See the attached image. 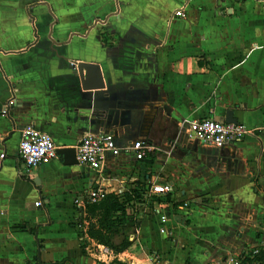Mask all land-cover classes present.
<instances>
[{
    "label": "crops",
    "instance_id": "crops-1",
    "mask_svg": "<svg viewBox=\"0 0 264 264\" xmlns=\"http://www.w3.org/2000/svg\"><path fill=\"white\" fill-rule=\"evenodd\" d=\"M213 1L0 0V105L10 87L15 98L0 116V151L14 138L13 159L27 124L56 147L98 130H112L121 148L138 138L151 146L141 160L123 149L107 156L100 172L56 157L19 178L14 161L0 163V264H208L260 247L264 3ZM183 4L184 17L170 18ZM78 61L98 66L102 88L80 87L69 64ZM226 109L249 132L233 149L186 138L191 120L222 121ZM95 182L118 199L143 188L126 209L134 241L115 260L79 244L73 200ZM163 182L170 194L147 191ZM165 199L161 232L152 208Z\"/></svg>",
    "mask_w": 264,
    "mask_h": 264
},
{
    "label": "built area",
    "instance_id": "built-area-1",
    "mask_svg": "<svg viewBox=\"0 0 264 264\" xmlns=\"http://www.w3.org/2000/svg\"><path fill=\"white\" fill-rule=\"evenodd\" d=\"M237 4L241 2H253L263 4L264 0H226ZM185 4L175 8L170 15L172 17H184ZM70 66H74L75 62H69ZM15 102L14 89L10 87L8 98L0 105V116H8L10 108ZM186 138L190 141L201 145L211 146L215 149H233L245 135L249 132L241 123H226L220 120H215L210 117H201L191 120L186 128H184ZM115 136L112 130H98L94 133L83 134L77 141L74 148V159L76 164L86 166L96 172H100L107 156L115 157L123 151H130L134 159L141 160L146 154L151 151V146L141 138L131 140L127 144H123L121 148L114 140ZM56 146L50 137L38 131L32 124L23 126L19 133V139L16 144V152L13 156L14 171L19 178H28L31 170L41 164L56 158ZM6 157L5 151H0V162ZM147 191L152 195H168L171 193V185L163 182L160 184L150 185ZM104 189L94 183L84 194V196L75 198L73 203L79 205L91 204L101 201L106 196ZM35 207L42 205L40 200L33 202ZM188 204L182 202L181 206L186 207ZM169 201L157 202L152 208L153 214L158 217L160 231L164 232L162 224L166 221V215L161 212V209L171 207ZM84 208V207H83ZM80 212V209H79ZM80 214L85 215L84 211ZM78 240L83 249H87L84 244L88 240L83 230L79 231ZM98 254H93L96 260H99V255L103 256L102 260L110 259L112 256L108 249L96 244ZM250 250L241 252L240 254H228L218 258L214 262L208 264H258L254 259L255 255L264 249V241Z\"/></svg>",
    "mask_w": 264,
    "mask_h": 264
},
{
    "label": "rangeland",
    "instance_id": "rangeland-1",
    "mask_svg": "<svg viewBox=\"0 0 264 264\" xmlns=\"http://www.w3.org/2000/svg\"><path fill=\"white\" fill-rule=\"evenodd\" d=\"M25 1L27 0H24V2ZM195 1H198V0H193V4L195 3ZM201 1H203L205 5H208L214 2L213 0H201ZM191 6H193L192 3H191ZM43 18H46V16H44ZM50 20H51V17L48 14V17L46 18V22H45L46 23L45 29H47V25ZM85 20H86L85 17L82 16L81 18H78L77 21L84 23ZM5 145H6V150H7L6 153L13 154L15 151V139L14 138L8 139ZM0 163L1 165H5V164L13 165V159L10 157V155H7ZM134 203H137V202L135 201ZM93 204H96V203L84 204L83 205L84 208H83L82 205H79V203L77 204L73 203V208L76 211L75 224L78 228V231L83 230V232L86 234V237L88 238V240H85L84 244L87 245V250L89 253L92 254L93 257H94L93 254L95 255L98 254V249L96 248L95 245L101 244L105 246L110 252L112 256L110 259L115 260L117 259V256H119L118 254L126 250L128 251V247L130 243L134 241V234H135L134 228L137 227V224L135 225V227H127L125 225L127 229H125L124 225L123 226L117 225V226L110 227L107 229L105 228L100 229L98 226V221H97L99 217V213H100L99 210L96 209L93 214H90L87 212V206L93 205ZM79 209H80V212L84 211L85 215L80 214ZM135 212L137 213V210H135ZM126 215H129V213H126ZM133 215L135 217L137 216L135 214ZM99 257L103 258V256L101 255H99ZM122 258H125V257H122ZM110 259H105V261L110 260Z\"/></svg>",
    "mask_w": 264,
    "mask_h": 264
},
{
    "label": "trees",
    "instance_id": "trees-1",
    "mask_svg": "<svg viewBox=\"0 0 264 264\" xmlns=\"http://www.w3.org/2000/svg\"><path fill=\"white\" fill-rule=\"evenodd\" d=\"M142 194L143 190L140 186H136V188L129 190V192H124L120 199L114 195L107 194L101 201L87 206V212L93 214L96 209L99 210L100 213L97 221L100 229H107L117 225L125 226L127 207L131 205L132 202H141ZM157 201L162 200L157 199ZM165 201L167 200L165 199ZM136 224L137 222H134L133 227H135ZM125 229H127L126 226ZM254 259H256L259 264H264V251H259Z\"/></svg>",
    "mask_w": 264,
    "mask_h": 264
},
{
    "label": "water",
    "instance_id": "water-1",
    "mask_svg": "<svg viewBox=\"0 0 264 264\" xmlns=\"http://www.w3.org/2000/svg\"><path fill=\"white\" fill-rule=\"evenodd\" d=\"M39 3H42L46 6L44 2L39 0ZM115 5V12L118 11L116 1ZM48 11V10H47ZM26 15L28 16L32 30H33V37L36 38L35 28L33 26V16L29 12V8L26 9ZM101 22V20L95 19L94 23ZM49 38V34H48ZM72 70L74 71L75 75L78 78V82L80 87L85 90H93L102 88V81L99 73V68L96 64L89 63V62H82L78 61L75 65L71 66ZM223 122L226 123H236V119L232 116V112L230 109H226L223 114ZM56 157L59 158L60 162L64 165H71L76 164L74 159V148L73 147H57L56 148Z\"/></svg>",
    "mask_w": 264,
    "mask_h": 264
}]
</instances>
